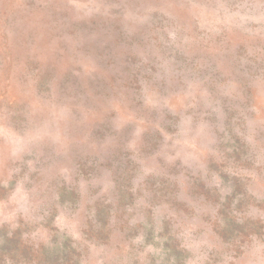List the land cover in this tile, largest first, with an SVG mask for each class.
Instances as JSON below:
<instances>
[{
	"label": "rangeland",
	"instance_id": "obj_1",
	"mask_svg": "<svg viewBox=\"0 0 264 264\" xmlns=\"http://www.w3.org/2000/svg\"><path fill=\"white\" fill-rule=\"evenodd\" d=\"M0 264H264V0H0Z\"/></svg>",
	"mask_w": 264,
	"mask_h": 264
}]
</instances>
